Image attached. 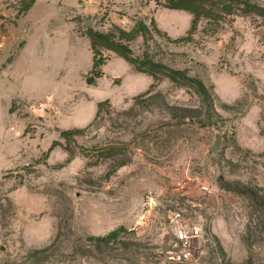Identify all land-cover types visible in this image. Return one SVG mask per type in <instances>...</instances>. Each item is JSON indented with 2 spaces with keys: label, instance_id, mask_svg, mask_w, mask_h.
Returning a JSON list of instances; mask_svg holds the SVG:
<instances>
[{
  "label": "rangeland",
  "instance_id": "rangeland-1",
  "mask_svg": "<svg viewBox=\"0 0 264 264\" xmlns=\"http://www.w3.org/2000/svg\"><path fill=\"white\" fill-rule=\"evenodd\" d=\"M23 5L0 8V264H264V17L220 12L182 41L193 14L167 0ZM134 29L136 57L212 106L109 50L89 85L88 31ZM182 227L192 260L167 261Z\"/></svg>",
  "mask_w": 264,
  "mask_h": 264
},
{
  "label": "trees",
  "instance_id": "trees-1",
  "mask_svg": "<svg viewBox=\"0 0 264 264\" xmlns=\"http://www.w3.org/2000/svg\"><path fill=\"white\" fill-rule=\"evenodd\" d=\"M24 3L23 12L30 10L37 0H20ZM222 5L221 9H217L215 6ZM167 7L177 10H185L193 14V20L191 28L188 32V36L181 38L180 40H187L193 31L197 28L200 20L203 17H213L217 13L233 14L236 11H240L243 14H255L264 17V7L242 3L240 0H167ZM144 29V27H141ZM120 37L116 39L115 33H102L93 30L88 31V36L91 42V48L94 53V68L90 76L87 77L86 81L89 85H95L98 78L102 77L103 72L99 67L103 65L104 58L102 52L109 50L115 52L121 58L126 60L128 63L134 65L135 69L140 73H147L152 76L155 81H159L162 77L169 78L172 82L180 85L193 87L198 94L202 97L204 104L208 107L212 106L210 99V92L206 85L198 78L189 76L186 72L181 70H175L167 67L166 65L158 62H154L150 59L141 60L133 54L132 49L125 43L123 38L132 37L131 35L137 33L135 29L132 32H126L121 30ZM106 103V102H105ZM104 103L98 105L96 117L101 113ZM79 131H64L62 138L67 142L66 148L69 149L70 137ZM57 145H61L59 141H55L50 148L53 150ZM119 230L114 231L106 237H98L95 240L97 242H107L110 239L119 236Z\"/></svg>",
  "mask_w": 264,
  "mask_h": 264
},
{
  "label": "built area",
  "instance_id": "built-area-1",
  "mask_svg": "<svg viewBox=\"0 0 264 264\" xmlns=\"http://www.w3.org/2000/svg\"><path fill=\"white\" fill-rule=\"evenodd\" d=\"M200 229H195V233L198 234ZM194 233V234H195ZM178 238L181 242V248L178 250H173L169 252L166 256L167 261L176 262V263H187L192 260V253H191V238L189 237L188 232L186 231L185 227H182L178 232Z\"/></svg>",
  "mask_w": 264,
  "mask_h": 264
},
{
  "label": "water",
  "instance_id": "water-1",
  "mask_svg": "<svg viewBox=\"0 0 264 264\" xmlns=\"http://www.w3.org/2000/svg\"><path fill=\"white\" fill-rule=\"evenodd\" d=\"M222 145H223V136L221 133L218 132L216 133L214 142L209 146V150L213 154H217L220 148L222 147Z\"/></svg>",
  "mask_w": 264,
  "mask_h": 264
},
{
  "label": "crops",
  "instance_id": "crops-1",
  "mask_svg": "<svg viewBox=\"0 0 264 264\" xmlns=\"http://www.w3.org/2000/svg\"><path fill=\"white\" fill-rule=\"evenodd\" d=\"M9 1H12V0H0V8L5 6Z\"/></svg>",
  "mask_w": 264,
  "mask_h": 264
}]
</instances>
